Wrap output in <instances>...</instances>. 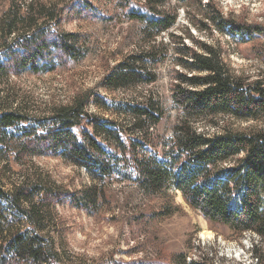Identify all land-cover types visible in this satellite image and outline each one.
<instances>
[{
    "label": "trees",
    "instance_id": "16d2710c",
    "mask_svg": "<svg viewBox=\"0 0 264 264\" xmlns=\"http://www.w3.org/2000/svg\"><path fill=\"white\" fill-rule=\"evenodd\" d=\"M110 1L115 3L118 17L141 25L144 48L108 71L101 88L112 92L155 83V68L167 55L158 38L174 26L176 14L165 12L160 0L158 5L155 0ZM68 12L92 21H108L87 0L74 1ZM210 21L217 32L240 44L256 43L264 37L263 26L224 19L219 13ZM6 33L13 35V42L0 53L1 77L52 73L64 61L77 63L85 55L84 36L66 34L59 27L46 25L20 33L11 21ZM253 49L255 56L262 55L259 47ZM171 52L174 68L170 96L180 114L172 128V139L161 143L151 133L165 117L155 100L107 101L86 91L44 118L0 112V164L10 153L15 162L58 157L82 170L93 184L110 180L129 183L149 197L173 189L208 224L228 229L235 236L250 232L264 246V87L258 80L248 83L234 76L220 50L212 46L198 43L188 47L179 42ZM89 105L108 118L90 114ZM217 117L259 122L261 128L245 133L197 132L195 124L211 123ZM3 183L0 180V264H60L53 244L37 234L41 209L69 205L91 213L90 194L27 184L9 191ZM95 190L94 185L91 191ZM35 198L40 201L34 202ZM23 223L33 227V233L14 230ZM256 245L257 240L253 249ZM176 258L173 264H185L184 259Z\"/></svg>",
    "mask_w": 264,
    "mask_h": 264
},
{
    "label": "rangeland",
    "instance_id": "374dc122",
    "mask_svg": "<svg viewBox=\"0 0 264 264\" xmlns=\"http://www.w3.org/2000/svg\"><path fill=\"white\" fill-rule=\"evenodd\" d=\"M74 1L0 0V53L12 45L13 35L9 37L6 33L11 21L20 33L48 25L59 27L66 34L84 36L86 42L80 62L64 61L54 72L37 76L27 73L0 76V112L29 119L44 118L54 108L69 105L86 91H93L107 101L153 99L161 105L165 117L151 133L158 142H166L172 139V128L180 117L170 96L174 68L171 49L179 42L188 47L206 44L220 50L234 76L248 83L258 80L264 87V37L256 43L240 44L217 32L210 21L219 13L224 19L264 27V0H212L209 8L206 3L210 0H160L165 12L175 13L177 18L174 26L158 38L167 55L155 68L156 82L112 92H105L100 82L117 63L144 48L142 27L118 17L115 3L110 0H87L107 16L106 22L68 12ZM158 2L154 1L157 5ZM255 45L262 51L261 56L254 55ZM87 110L108 118L93 105ZM112 118L122 122L117 116ZM195 128L197 132L212 135L222 131L245 133L258 130L261 124L217 117L211 123L195 124ZM0 180H4L9 191L27 184L90 194L91 213L69 205L41 209L43 217L37 234L53 244L60 264H173L176 257L184 259L185 264H264V246L256 236L250 232L235 236L228 229L208 224L173 189L165 195L149 197L129 183L110 180L93 184L82 170L58 157L39 156L15 162L11 153L0 164ZM94 185L95 192L91 191ZM14 230L33 233V227L25 223ZM256 240L258 245L253 249Z\"/></svg>",
    "mask_w": 264,
    "mask_h": 264
}]
</instances>
